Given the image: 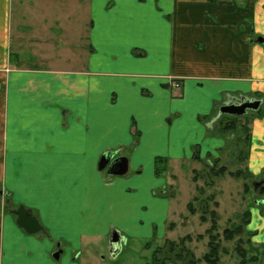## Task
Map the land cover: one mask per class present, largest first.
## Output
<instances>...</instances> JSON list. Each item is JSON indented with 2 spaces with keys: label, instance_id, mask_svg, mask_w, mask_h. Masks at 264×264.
<instances>
[{
  "label": "crops",
  "instance_id": "1",
  "mask_svg": "<svg viewBox=\"0 0 264 264\" xmlns=\"http://www.w3.org/2000/svg\"><path fill=\"white\" fill-rule=\"evenodd\" d=\"M260 39L264 0H0V264H83L99 238L143 230L167 184L159 158L210 167L231 152L235 166L243 153L264 183ZM242 99L260 108L216 119ZM109 152L126 176L99 169ZM20 207L43 232L18 226Z\"/></svg>",
  "mask_w": 264,
  "mask_h": 264
},
{
  "label": "rangeland",
  "instance_id": "2",
  "mask_svg": "<svg viewBox=\"0 0 264 264\" xmlns=\"http://www.w3.org/2000/svg\"><path fill=\"white\" fill-rule=\"evenodd\" d=\"M223 118L229 120L232 117ZM240 132L239 141L236 138L233 144L229 142L233 151L245 149V131ZM230 153H226L223 163L222 159L213 162L208 158L212 162L210 167L207 158L202 164L197 161L200 158L171 165L170 162L163 163L158 176L167 184H159L154 192L159 207L154 210L155 206L149 200L151 210L146 215L145 228L122 237L123 246L118 257L111 253L110 236L99 238L90 252H85L83 264H87L86 261L89 264H155L153 258L159 259L158 264H264L262 237L257 241L258 234L252 232L257 224L256 216L259 213L264 216V205H256V201L264 200V194L256 190L247 176L243 153L240 164L235 166L233 162L240 156L235 159ZM224 167L225 174H215ZM231 173L241 174L238 178L232 177ZM256 182L259 181L253 183ZM146 200L143 197V201ZM167 202L172 208L171 218L167 215ZM189 204L194 210L193 215L188 209ZM214 214L217 219H213ZM153 217L154 221H150ZM152 224L156 229H151ZM226 230L233 232L230 240L224 234ZM170 242L177 244V253L168 251ZM252 242L259 243L258 247ZM182 249L193 255V261ZM207 257H211L210 262Z\"/></svg>",
  "mask_w": 264,
  "mask_h": 264
},
{
  "label": "water",
  "instance_id": "3",
  "mask_svg": "<svg viewBox=\"0 0 264 264\" xmlns=\"http://www.w3.org/2000/svg\"><path fill=\"white\" fill-rule=\"evenodd\" d=\"M259 42L264 44V39H260ZM261 103L258 101H246L239 105H227L221 108V114L230 115V116H244L247 111H257L260 108ZM117 153L109 152L105 154L99 164V169L101 171L107 170L108 175L113 177H124L129 173V160L125 157L116 158ZM256 189L262 187L263 184H255ZM261 192H264V187H262ZM18 218V226L25 229L29 234H38L43 232L44 229L41 227L38 220L24 207H20L19 210L15 212ZM111 246L113 250L116 251V248L120 246L121 236L118 232H114L110 238ZM62 252L59 251L54 254L56 260L59 259V256ZM116 254V253H115Z\"/></svg>",
  "mask_w": 264,
  "mask_h": 264
},
{
  "label": "trees",
  "instance_id": "4",
  "mask_svg": "<svg viewBox=\"0 0 264 264\" xmlns=\"http://www.w3.org/2000/svg\"><path fill=\"white\" fill-rule=\"evenodd\" d=\"M236 128H238V124H237V122H235V121H231V122H228V123H226V125L225 126H222L221 127V130L219 131L221 134H226V133H229L230 131H234V130H236ZM163 163L164 164H167V160H165V159H163V158H159L158 160H157V162H156V174L157 175H161V168H162V166H163ZM212 169L213 168H211V171H212ZM226 173V168L224 167V168H221L220 170H219V172H215V174L216 175H218V176H220V175H223V174H225ZM241 173H236V174H233V173H231L230 175L233 177H238L239 175H240ZM249 175V174H248ZM188 209H189V211H190V213L193 215L194 214V210H193V208H192V206H191V204H189L188 205ZM214 216V218L213 219H217V216L214 214L213 215ZM249 218H250V214H249ZM250 223V221H248V224ZM236 233V232H235ZM224 234L227 236V239L228 240H230L234 235H233V232H231L230 230H226L225 232H224ZM168 251L169 252H178V250H177V244L175 243V242H170V243H168ZM181 251H183V252H186V253H188L189 254V258H190V260H192L193 261V255L188 251V250H181ZM212 252H214L213 250H212ZM158 254H160L161 252L160 251H158L157 252ZM177 255H179V254H177ZM155 257V256H154ZM211 257H214L215 258V260L217 259L216 258V256H214V255H212ZM211 257H207V261H211ZM153 260H154V263L155 264H158V263H156V261H159V259H156V258H153Z\"/></svg>",
  "mask_w": 264,
  "mask_h": 264
},
{
  "label": "flooded vegetation",
  "instance_id": "5",
  "mask_svg": "<svg viewBox=\"0 0 264 264\" xmlns=\"http://www.w3.org/2000/svg\"><path fill=\"white\" fill-rule=\"evenodd\" d=\"M256 184V183H255Z\"/></svg>",
  "mask_w": 264,
  "mask_h": 264
}]
</instances>
